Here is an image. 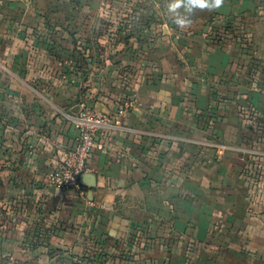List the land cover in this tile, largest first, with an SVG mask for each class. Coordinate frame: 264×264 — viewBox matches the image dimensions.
Here are the masks:
<instances>
[{"label": "crops", "instance_id": "obj_1", "mask_svg": "<svg viewBox=\"0 0 264 264\" xmlns=\"http://www.w3.org/2000/svg\"><path fill=\"white\" fill-rule=\"evenodd\" d=\"M110 2L0 0V223L24 224L4 230L0 251L26 255L12 264H264V135L256 147L229 120L243 101L264 111V1L178 9L191 22L226 16L236 35L196 36L183 56L162 18L133 36ZM215 93L229 115L215 126L231 132L218 162L204 119ZM83 105L109 125L94 184L62 190L51 176Z\"/></svg>", "mask_w": 264, "mask_h": 264}, {"label": "rangeland", "instance_id": "obj_2", "mask_svg": "<svg viewBox=\"0 0 264 264\" xmlns=\"http://www.w3.org/2000/svg\"><path fill=\"white\" fill-rule=\"evenodd\" d=\"M262 1L264 0H258V2H262ZM110 3H111V6H115V7L123 9V14H120L119 16L121 17L122 20H118V21L119 22L121 21L122 23L127 25L130 28L129 30L130 34L133 36H137L140 34V32L142 31L141 30L142 28L140 27L141 25H145V27L148 25L147 28L149 29V25L151 23L157 22L159 20L157 19L158 17L162 18L163 21H166L170 25L169 30L171 33H173V38L171 39L174 41L176 52L180 53L182 56L185 55L184 53H186L189 49H191L188 42L194 39L196 36L200 35L205 41H207V43H210V45L212 44L213 46L220 45V43L224 42L225 38L227 37L236 36L234 35L235 33L234 30L231 31L232 27L230 25L229 18L223 15H218V16L210 15L208 18L204 20L197 21V22H191L190 25L187 26L186 28H180L178 25L174 23V21L178 18L177 14L169 11V4L171 3L170 0H111ZM167 11L169 12L168 17L166 16ZM177 12L181 13L179 10H177ZM183 16L185 18L190 19L184 14ZM149 37L151 36L149 35ZM142 38L143 39H139L137 42L144 43L146 39H144V37ZM141 50L143 53L144 52L146 53L150 51V47L147 46L146 48H143V49L141 47ZM188 70L189 71L191 70V65L189 66ZM214 97L216 99L213 100L214 103L212 105H210V103H207L208 106L206 107L207 109L204 112L205 113L204 119L206 120V123H208V125L205 128V131L208 133L211 139L215 141L214 143V146L216 148L215 150L217 151V148L219 145H222L224 147V152L221 158L218 159L217 154L215 156L214 160L218 162L222 159L223 155L225 154L228 148L227 146H230L229 143L223 142V141H225V138H230L228 135L231 132L228 131L227 133L226 132L227 130L222 132V130H224L222 129V127L215 126L216 122L218 120L220 121V117H224L225 115L229 116V115L225 113L226 111H222V115L219 114L220 113L219 107H222V105L223 106L225 105V103L221 101H224V100L227 101L225 97H222L221 95L216 94V93L213 94V98ZM217 100H219V102H217ZM232 112L235 114L237 121H239L238 117L240 121L237 122L234 117L230 116L229 118L230 122L235 124L233 126H237L238 127L237 129H240V133H242V135L244 134V131L246 130L245 142H248L249 140L250 141L249 143H252V144L254 143V145L258 147V143H256L255 140H257L258 137H261L264 135V123H263L264 122V111L260 109H256L254 105H252L251 103H245V101H243L241 103L236 104V109L232 110ZM220 130H221V133H220ZM222 136L224 140L222 139ZM257 166L260 169V165L257 164ZM260 177L255 176L254 179H257L258 181L262 179ZM23 226L24 224L22 223L21 224L20 223H11V224L0 223V236L4 235V233L6 232L4 230L8 229L7 227H12V228L14 227L17 230V229H22ZM33 226L34 224H32L31 226L32 228L36 227V226L34 227ZM38 229H39L38 230L39 233H43L44 235L45 228L44 227L42 228V226H39ZM49 240L50 239L48 237H45L42 240V242L44 241L48 242ZM2 241L3 239L0 240V244L2 243ZM22 242H23V239L18 238L16 239L15 243L20 244ZM137 242H140V240L137 239ZM124 243H126V246L130 245V247L137 245L134 238L128 239L125 241H122V239H116V240H113L112 244L118 247L120 244L123 246ZM112 244H109V245H112ZM24 256L26 257V255H22V254H17V253L8 254L6 252L0 251V264H12L13 262L19 263L20 261H23ZM86 256L87 255L83 254V255H79L78 257L82 259V257H86ZM90 256L94 258H98V259L107 258L109 262H115L119 255L117 253H111V254H104V255L94 254Z\"/></svg>", "mask_w": 264, "mask_h": 264}, {"label": "built area", "instance_id": "obj_3", "mask_svg": "<svg viewBox=\"0 0 264 264\" xmlns=\"http://www.w3.org/2000/svg\"><path fill=\"white\" fill-rule=\"evenodd\" d=\"M77 143L66 152L64 161L51 176L52 184L62 190L79 188L82 173L91 172L90 158L101 129L109 125V119L95 108L83 105L75 115ZM224 147L219 145L217 158H221Z\"/></svg>", "mask_w": 264, "mask_h": 264}, {"label": "clouds", "instance_id": "obj_4", "mask_svg": "<svg viewBox=\"0 0 264 264\" xmlns=\"http://www.w3.org/2000/svg\"><path fill=\"white\" fill-rule=\"evenodd\" d=\"M224 0H171L169 4V11L177 14V19L174 21L180 28H186L190 25L191 20L185 18L183 14L178 13L177 10L183 7L185 12L191 13L194 8L201 10H215L219 9L223 5Z\"/></svg>", "mask_w": 264, "mask_h": 264}, {"label": "water", "instance_id": "obj_5", "mask_svg": "<svg viewBox=\"0 0 264 264\" xmlns=\"http://www.w3.org/2000/svg\"><path fill=\"white\" fill-rule=\"evenodd\" d=\"M95 175L91 172L82 173L79 177V183L87 186L94 184Z\"/></svg>", "mask_w": 264, "mask_h": 264}]
</instances>
